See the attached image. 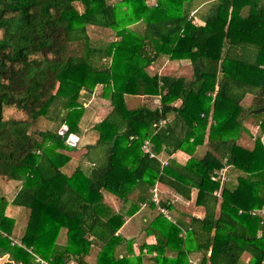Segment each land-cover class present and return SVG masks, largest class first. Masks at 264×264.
<instances>
[{"label": "trees", "instance_id": "1", "mask_svg": "<svg viewBox=\"0 0 264 264\" xmlns=\"http://www.w3.org/2000/svg\"><path fill=\"white\" fill-rule=\"evenodd\" d=\"M152 1L0 0V178L21 184L10 204L28 212L12 244L16 221L0 198L4 264H143L144 249L153 264H192L193 254L201 264H264V219L251 215L264 209V110L252 113L264 109V0ZM89 28L113 37L95 40ZM161 55L192 75H150ZM99 86L111 111L84 156L93 166L66 175L70 147L58 129L79 132ZM138 96L160 97L161 107H129ZM250 119L259 131L246 147ZM145 141L166 167L143 153ZM178 152L186 164L170 158ZM157 182L188 200L196 188L205 214L178 220L183 236L157 212L145 228L156 244L135 256L118 232L140 205L155 208Z\"/></svg>", "mask_w": 264, "mask_h": 264}, {"label": "crops", "instance_id": "2", "mask_svg": "<svg viewBox=\"0 0 264 264\" xmlns=\"http://www.w3.org/2000/svg\"><path fill=\"white\" fill-rule=\"evenodd\" d=\"M195 22L200 23V21L198 19H196ZM161 58L164 61H166V59H167V61H166L167 62V66L169 64H171V63L172 64L173 63H178V64H182V65L185 64L184 68H185V71H186L187 75L184 74L185 76L184 75H176V76L190 77L192 75V67L187 62L170 61L169 57L167 55H161L156 62H158L159 59H161ZM149 68H151V67H149ZM168 75H171V74H168ZM99 87L102 89L101 86H99ZM97 89H98V87L96 88V90ZM95 91H94L92 97L90 98V100L85 101V102H88V103H87V106H84V112H83V115H82V118H81V121H80L79 127H78L79 128V132H77V134L81 136V142H80V144L78 145L77 148H75V149L70 148L72 150H76V149L80 148V152H78L79 154H73L72 153V154L69 155L70 161L63 168V172L66 175L71 174L73 172V170H75L78 165H81L85 172H87L88 169H90V167L93 166V164L88 162V160H86L84 156L87 153L88 148L90 146H93L97 142L98 134L94 130V126L86 128V125H85L84 121L86 120L87 117H90V123L92 122L93 124L94 123L98 124L111 111V108H110L108 113L101 120L98 121L96 119V117H97L98 113L101 114V111L100 110L97 111L95 109L101 108V106L99 105L100 107H96V108L94 107V108H92L89 111L87 110V107L90 106L93 103L91 101V99L95 96ZM248 97H250L251 100L248 103V106L246 108H249L251 106V104H252V97L251 96H247L246 98H248ZM157 98H160V97H154V98H150V97H147V96H138V97H132V98L128 97L127 104L131 108H137V107H141L143 105H147V106H149L151 108H157L156 104L154 103V101ZM85 104L86 103H84V105ZM100 104L103 107H104V104L105 105H109L108 101L105 100V99H103V102H101ZM255 121L250 119V120L245 121V123H244V127L246 128L247 131L240 138V144H242L243 146L251 147L253 145L254 138H255L256 134L258 133V131H259L258 123H256ZM97 124H95V126ZM261 141H262L263 146H264V135L262 136ZM170 158L175 159L178 163L184 165L188 161L189 156L187 154H185V153L178 152V153L174 154ZM159 159L165 160V161L169 160V158L167 156H165V154H162ZM84 161L86 163H84ZM226 180H228V179H226ZM223 184H224V182L223 183L221 182V186H220L219 190L216 191V192L221 193ZM18 185H20V184H18ZM159 185H160V189L162 191V195H161L162 204L161 205L163 207L167 208V210L169 211L170 219H167L159 211L158 207L154 203H152V204L154 205L155 208L149 207V204L144 203V204L140 205V208H139L138 212L135 215H133L132 217H126L124 225L122 226V228L118 232L119 236L123 237L126 240L133 241V250H134L135 256H139L141 254V246L143 244H147V245L156 244V237L154 235H147L145 233V228L147 227V225H149L153 221V219L156 216L157 212H159L168 222H170L173 225H175L178 228H180V230H182V235L183 236L186 235V229H184L183 227H180L178 220H184L185 222H189L191 216L197 217V218L204 217L205 212H204L203 207H200V206H198L196 204V198H197V189L196 188H193L192 193H191V198L188 200V199H184L183 197L175 194L168 187L163 186L160 183H159ZM19 188H20V186H19ZM16 193H17V191H16ZM105 194L109 195L108 196V198H109L108 200L105 198V196H106ZM103 195H104L105 200H107L109 204H111V205L113 204L112 206H113V208L116 211H119V210H121V208H123L122 202L119 201L118 199H116L115 197H112L110 194H107L105 192L103 193ZM216 196H218V195H216ZM218 197H220V196H218ZM12 200H13V198L10 199V200H7V201L9 203H11ZM150 200H151V190H150ZM168 200H170L172 202L171 203V207H170V203H167V205H163V201H168ZM7 209H8V207H7ZM20 209H21L20 211L27 212L23 208H20ZM6 214H7V210H6ZM14 241H16V240H14ZM143 253L146 256V257H143V264H153L152 261H149V259H148L149 256H147L148 254H147V250L146 249L143 250ZM208 254L210 255V252ZM200 258H201L200 255L193 254L190 257V262L192 264H201L200 263ZM94 259L95 258L92 257V259H90L91 262L94 263ZM7 261H8L7 257H0V264H4Z\"/></svg>", "mask_w": 264, "mask_h": 264}, {"label": "rangeland", "instance_id": "3", "mask_svg": "<svg viewBox=\"0 0 264 264\" xmlns=\"http://www.w3.org/2000/svg\"><path fill=\"white\" fill-rule=\"evenodd\" d=\"M149 2H153L152 0H149ZM150 3V4H151ZM194 14V13H193ZM192 14V15H193ZM194 17V16H192ZM89 33L92 36L93 39H111L113 37V34L111 32H107V31H102V30H97V29H93V28H89ZM167 61V59H166ZM164 61L162 58L159 59L158 62L154 63L153 65H151V68H148L147 71L150 75H154V74H159V75H187L184 65L182 64H178V63H171L167 66V62ZM184 75V76H185ZM98 87V89L95 91V96L91 99V101L93 102L90 106L87 107V110H91L92 108H96V107H100L98 109H95L97 111H101V114L98 113L96 119L99 121L101 120L110 110L111 105L110 102L108 101L109 105H105L104 107L100 104L101 102H103V97H102V89ZM103 98V99H102ZM106 100V99H105ZM251 98L248 97L245 99V101L243 102V105L245 107L248 106V103L250 102ZM86 104L84 106H87L88 102H85ZM100 105V106H99ZM86 128L94 126L97 123H90V117H87L86 120L84 121ZM78 152H80V148L76 149V150H72V149H64L63 153L66 154L67 156H69L70 154H79ZM84 163H86L84 161ZM18 182H9V181H5L3 179L0 178V198L1 197H5L7 198V200H10L12 198H14L17 188L19 187ZM21 185V184H20ZM107 193V192H105ZM109 194V193H107ZM106 195V194H105ZM111 195V194H110ZM109 195H106L105 198L108 200ZM112 196V195H111ZM113 197V196H112ZM106 200V201H107ZM108 202V201H107ZM10 203L8 204V209H7V215L10 218L15 219L16 221V225H15V233H14V240H20V237L23 235L24 230H25V226L27 224L28 221V212L25 211H20L21 209L18 207H14L12 205H10ZM113 205V204H112ZM122 209V208H121ZM63 242H65V239L63 238V240H61Z\"/></svg>", "mask_w": 264, "mask_h": 264}, {"label": "built area", "instance_id": "4", "mask_svg": "<svg viewBox=\"0 0 264 264\" xmlns=\"http://www.w3.org/2000/svg\"><path fill=\"white\" fill-rule=\"evenodd\" d=\"M154 103L156 104L157 108L161 107V99L157 98ZM166 124V121H161L159 125L164 126ZM58 135L61 137L64 141V143L72 148L75 149L78 147V145L81 142V136L78 135L77 133H74L71 131L70 126L64 122L61 124L60 128L58 129ZM142 151L144 154L148 155L150 158H156V154L151 150L150 148V143L149 141H145L142 146ZM162 167H166L168 165V161L158 159ZM218 178L221 179V182L223 183L227 179V168H223L219 173H218ZM217 177H213V180H216ZM216 195L221 196V193L215 192ZM161 195L162 191L160 189L159 183H156L153 188L151 189V201L154 203L159 211L167 218L170 219L169 217V211L167 208L163 207L162 200H161ZM252 216H258L264 219V209H256L251 212ZM12 244H18L16 241H13ZM42 264H45L42 262Z\"/></svg>", "mask_w": 264, "mask_h": 264}, {"label": "water", "instance_id": "5", "mask_svg": "<svg viewBox=\"0 0 264 264\" xmlns=\"http://www.w3.org/2000/svg\"><path fill=\"white\" fill-rule=\"evenodd\" d=\"M221 66H222V64H221ZM263 110H264V109L255 110V111H252V113H254V114H259V113H261Z\"/></svg>", "mask_w": 264, "mask_h": 264}]
</instances>
